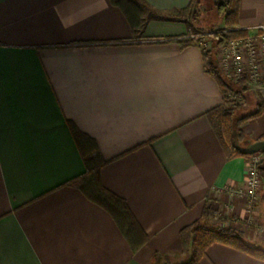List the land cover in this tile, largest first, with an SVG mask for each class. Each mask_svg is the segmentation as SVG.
Wrapping results in <instances>:
<instances>
[{
    "label": "crops",
    "instance_id": "obj_1",
    "mask_svg": "<svg viewBox=\"0 0 264 264\" xmlns=\"http://www.w3.org/2000/svg\"><path fill=\"white\" fill-rule=\"evenodd\" d=\"M135 1L145 9L137 32L112 0H0V264L183 262L180 231L206 207L232 225L245 216L238 192L251 155L228 158L206 115L224 106L223 91L199 43L166 40L186 34L167 15L192 0ZM232 6L238 28L264 23V0ZM240 89L228 107L238 117L260 100ZM70 122L95 141L102 185L148 235L137 251L108 211L66 184L85 170ZM241 129L261 140L264 113ZM200 264L264 260L215 243Z\"/></svg>",
    "mask_w": 264,
    "mask_h": 264
},
{
    "label": "trees",
    "instance_id": "obj_2",
    "mask_svg": "<svg viewBox=\"0 0 264 264\" xmlns=\"http://www.w3.org/2000/svg\"><path fill=\"white\" fill-rule=\"evenodd\" d=\"M112 2L122 9L134 32H137L138 29L144 28V6L142 7L135 0H112ZM216 4L218 5V2ZM219 5L224 7L225 24L230 28H224L213 33L215 37L213 48L215 50L225 46L230 39L239 36L244 31L237 26L236 9L232 6V0H225ZM197 6V2L192 0L188 7L172 11L167 15L170 19L183 20L186 24L187 30L186 34L183 36L172 37L166 40L178 41L182 47L196 42L191 36L196 33H193L194 29L192 23L189 22L188 19H199L198 16L200 14L197 11ZM202 53L205 70L215 77L223 91L225 99V90L230 89V86L215 64V54L207 48H203ZM234 92L238 95L242 93V90L236 89ZM261 94L259 96L260 100L257 108L253 112L244 116L238 117L235 114L234 108H225L224 106L216 107L206 113V115L212 120L223 150L228 158L250 155L244 153L241 149L249 142L241 129V124L246 119L258 117L264 113V94ZM70 129L83 155L85 170L82 174L68 180L66 184L78 187L88 199L108 211L126 238L132 251H137L146 243L148 235L131 213L125 199L112 193L102 185L100 170L106 161L102 159L95 141L79 130L71 122ZM260 139L264 140V135L261 136ZM260 153L264 155V151H261ZM259 170L264 187L263 162L261 163ZM262 199H264V190L262 193ZM213 214L214 211H212L210 207H206L202 220H198L191 225L182 228L180 231L182 253L188 257L185 261L179 264H200V260L206 255L208 247L215 243L227 245L254 258L264 260V248L249 243L243 236V233L233 226H214L209 224L208 220H210V217H213ZM168 262L169 260H166L165 264H168Z\"/></svg>",
    "mask_w": 264,
    "mask_h": 264
},
{
    "label": "rangeland",
    "instance_id": "obj_3",
    "mask_svg": "<svg viewBox=\"0 0 264 264\" xmlns=\"http://www.w3.org/2000/svg\"><path fill=\"white\" fill-rule=\"evenodd\" d=\"M201 5L198 8L197 11L199 12V19L193 20L188 19L189 22L192 23L193 26V33H196L194 35H191L193 39L196 40L197 43H199L204 49L207 48L214 52V61L216 66L219 68V70L224 74L225 80L230 86V89L225 90V102L224 107L228 108L229 106H235L236 104H233V102H236L235 98V92L234 90L250 87L253 89V92H255L257 95L260 96L262 91L257 88V86L253 85L252 83H249L247 81V78L244 75H237L232 70V64L229 60L226 59V46L229 44L230 40H239L241 42L240 46L242 51H245L244 45L246 44V37H248V32L246 30L243 31L242 34H240L237 37H234L228 41V43L220 47L219 49L215 50L213 48V44L215 43V37L214 32H218V30L224 29V28H230L228 25L225 24L224 20V7L219 5L221 2L223 3L225 0H200ZM218 2V5L216 4ZM227 9V7H226ZM199 33V34H198ZM244 55H248L247 52H244ZM262 95V94H261ZM252 104H247L246 106H240V109L238 110V113H246L248 111H251ZM261 176V174H260ZM264 187H263V181L261 177V186L258 190V196L257 199L254 201V203L250 204L248 199H246V208H245V216H243V219H236V217L231 218L232 220H235V224L227 223L224 219V216L221 214V212L216 211L214 212L213 219L214 222L217 223L215 226H227L231 225L234 228H236L238 231L243 233V236L245 239L252 244H255L259 247L264 248V199H262L261 194L263 193ZM232 216V215H227ZM226 217V216H225ZM233 222V221H232ZM188 257V256H187ZM182 261L176 260H170L168 264H179Z\"/></svg>",
    "mask_w": 264,
    "mask_h": 264
},
{
    "label": "built area",
    "instance_id": "obj_4",
    "mask_svg": "<svg viewBox=\"0 0 264 264\" xmlns=\"http://www.w3.org/2000/svg\"><path fill=\"white\" fill-rule=\"evenodd\" d=\"M245 30L248 32V37L245 39L247 41L243 49L248 55H244L245 51H242L239 40H230L224 48L226 59L231 62L235 74L244 75L249 83L257 86L264 94V23ZM263 160L264 155L260 152L251 155L246 189L238 192L245 196L250 204L257 199L261 186L259 167Z\"/></svg>",
    "mask_w": 264,
    "mask_h": 264
},
{
    "label": "water",
    "instance_id": "obj_5",
    "mask_svg": "<svg viewBox=\"0 0 264 264\" xmlns=\"http://www.w3.org/2000/svg\"><path fill=\"white\" fill-rule=\"evenodd\" d=\"M246 154H255L264 151V140L249 141L245 147L241 148Z\"/></svg>",
    "mask_w": 264,
    "mask_h": 264
}]
</instances>
